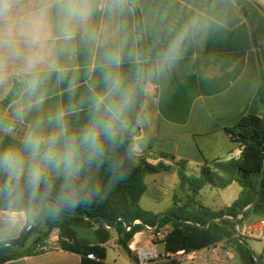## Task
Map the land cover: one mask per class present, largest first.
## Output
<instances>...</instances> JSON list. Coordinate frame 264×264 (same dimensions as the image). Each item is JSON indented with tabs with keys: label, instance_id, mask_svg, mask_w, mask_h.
<instances>
[{
	"label": "crops",
	"instance_id": "1",
	"mask_svg": "<svg viewBox=\"0 0 264 264\" xmlns=\"http://www.w3.org/2000/svg\"><path fill=\"white\" fill-rule=\"evenodd\" d=\"M130 2L131 8L123 13L107 16L97 12L94 23L104 27L109 43L126 41L122 72L131 87L134 103L127 113L125 134L131 135L132 140L135 138L141 145L136 165L145 161L152 166L167 167L158 173L146 174V191L140 198L139 206L162 216L172 208L175 194L182 200L186 196L180 189L179 163L186 165L188 175L198 177L207 162L211 166L216 162H239L243 147L225 132L226 129L244 116H264V0ZM185 28L188 35L179 58L160 68L163 51L171 39ZM103 50V47L77 43L72 51L60 57L67 75L79 81L75 100L81 103V109L69 118L73 127H79L88 118L89 86L99 83L98 65ZM129 51L139 57V64L127 59ZM158 68L160 70L157 71ZM65 87L66 84L57 86L55 82L49 85L45 111H54L69 103ZM13 88L14 84L10 85L5 98ZM36 115L33 113L29 119ZM221 175L225 176L224 173ZM246 191L241 178L235 175L224 188L206 186L198 195V200L205 207L219 211L230 207ZM234 192L236 197L230 204L226 203L224 198ZM213 194L220 199H214ZM162 204L169 206L162 207ZM30 228L26 224L22 229L0 232V245H10ZM109 231L110 235L116 232L115 238L119 243L120 234L113 229ZM56 233L58 230L45 243H39L48 245L45 250L36 248L38 253L4 264H81L80 254L63 250L59 240L54 242ZM37 237L38 234H31L27 243L30 241L32 245ZM153 237L154 232L144 229L129 242V246L133 245L151 256L148 260L142 261L134 251L130 256L124 250L128 261L110 262L107 253L105 262L227 264L214 252L209 255L205 252L228 249L222 243L190 253L180 251L168 254L163 239L158 241ZM262 249L263 246L257 255L262 253ZM155 254L160 258H154ZM226 256L233 260V251L229 249Z\"/></svg>",
	"mask_w": 264,
	"mask_h": 264
},
{
	"label": "clouds",
	"instance_id": "2",
	"mask_svg": "<svg viewBox=\"0 0 264 264\" xmlns=\"http://www.w3.org/2000/svg\"><path fill=\"white\" fill-rule=\"evenodd\" d=\"M130 8V0H0V102L15 87L0 110V232L33 223L41 208L57 220L101 202L131 173L142 149L133 138L120 153L134 103L122 72L127 44L109 43L104 27L94 23L97 12L113 16ZM187 35L185 28L171 39L160 68L179 58ZM77 43L104 50L99 83L89 86L88 118L73 127L69 118L81 109L79 81L67 75L60 57ZM127 59L140 62L132 51ZM53 82L66 84L69 103L45 111ZM104 164L106 185L90 174Z\"/></svg>",
	"mask_w": 264,
	"mask_h": 264
},
{
	"label": "trees",
	"instance_id": "3",
	"mask_svg": "<svg viewBox=\"0 0 264 264\" xmlns=\"http://www.w3.org/2000/svg\"><path fill=\"white\" fill-rule=\"evenodd\" d=\"M14 91L15 87L0 102V110L9 104ZM225 132L242 145L241 160L231 164L216 162L213 166L207 162L198 177L188 175L186 165L179 163L180 189L186 196L182 200L175 194L172 208L164 215L143 210L139 201L146 191V174L158 173L167 167L152 166L145 161L140 165L134 163L127 178L111 189L101 202L80 207L57 220H53L50 213L41 208L32 216L34 222L29 224L31 228L26 229L22 237L10 245H0V264L38 253L36 246L45 243L56 230L60 247L80 254L81 264H108L105 262L107 249L104 244L110 240L111 235L106 226L120 234L119 243L130 256L132 250L129 242L145 226L156 228V232L171 227L162 241L168 254L199 251L225 241L227 245L234 244V251L239 254L242 264H264L261 254H255L246 242L240 243L233 238L235 226L242 222L239 217L241 214L243 218H264V116H244ZM131 141V135L125 134L120 153L124 152ZM90 174L94 180H101L106 185L110 175L108 165L100 166L98 171L93 169ZM235 175L241 178L247 191L230 207L214 211L200 203L198 195L201 190L208 185L224 188L233 181ZM135 221L140 223L134 224ZM127 226L131 227L128 231ZM93 228L94 240L82 234L83 229ZM33 233L38 234V237L27 247L28 238ZM89 254H94L97 259H89Z\"/></svg>",
	"mask_w": 264,
	"mask_h": 264
},
{
	"label": "rangeland",
	"instance_id": "4",
	"mask_svg": "<svg viewBox=\"0 0 264 264\" xmlns=\"http://www.w3.org/2000/svg\"><path fill=\"white\" fill-rule=\"evenodd\" d=\"M234 190H233V188H232V191L231 192H233ZM217 193V192H216ZM236 192H234V194L232 193V195L230 196V197H225L224 198V200H226V203H228V204H230L229 202H232V200H233V198L234 197H236V194H235ZM213 196H214V199H216L217 197H218V200L220 199L219 198V196L217 195V194H213ZM223 201V200H222ZM221 203V200L220 201H217V204L219 205ZM162 207H166V206H169L168 204H162L161 205ZM96 227H97V225H96ZM168 231V230H171V228H165V229H162L161 230V232L162 233H165V231ZM94 231H95V229L93 228V229H83V232H82V234H85V235H87L88 237H90L91 239H93L94 240ZM115 231V230H114ZM115 234H116V232H114L110 237V240L107 242V244H106V249H107V253H108V259H109V261L110 262H117V263H121L122 261L121 260H126V261H128V256H127V254H126V252L124 251V249H123V247H122V245L120 244V243H118V241L116 240V236H115ZM54 242H58V233H56L55 235H54ZM155 240H160L159 238H156V237H153ZM234 238V237H233ZM235 241H237L236 239H235ZM247 243V245H248V247L255 253V254H259L260 253V251H261V248H262V244L261 243H259V242H256V241H247L246 242ZM31 243H30V241L27 243V246H29ZM222 244H224V247L225 248H228V249H224V248H222L221 250H220V248H218V249H211V250H207V251H205L206 252V254L207 255H209L210 253H212V252H214L215 254H216V256L217 257H220V259H222L223 261H225L227 264H242V262H241V259H239L240 258V256H239V254L237 253V252H235L234 250H235V246H234V244H226V242L225 241H223L222 242ZM40 246H48V245H45V244H38L37 246H36V248L38 249V250H40L41 248H40ZM232 250L233 251V253H234V258H232L233 260H229V259H227V256H226V252L228 251V250ZM135 253V255H137V252L135 251L134 252Z\"/></svg>",
	"mask_w": 264,
	"mask_h": 264
},
{
	"label": "built area",
	"instance_id": "5",
	"mask_svg": "<svg viewBox=\"0 0 264 264\" xmlns=\"http://www.w3.org/2000/svg\"><path fill=\"white\" fill-rule=\"evenodd\" d=\"M242 218V222L237 224L235 226V233L233 235L234 239L239 241L240 243L242 242H247V241H256L262 244L263 249L261 255L264 257V218H243V215L241 214L239 216ZM228 219H233L232 217H228ZM236 220V219H235ZM140 223V221H135L134 224ZM127 230H130L131 227H126ZM106 229L110 230V226H106ZM145 229L148 231L154 232V237L159 238V239H164L165 233L156 232L154 227L150 226H145ZM132 251H136L138 254V257L141 258L142 261L148 260L151 256H148L144 250H138L137 248L133 247V245L129 246ZM40 250H45L47 248L46 246H40ZM179 253V252H178ZM177 254V253H175ZM89 259L96 260V256L94 254H89L87 255ZM154 258H160L159 255L155 254L153 256Z\"/></svg>",
	"mask_w": 264,
	"mask_h": 264
}]
</instances>
